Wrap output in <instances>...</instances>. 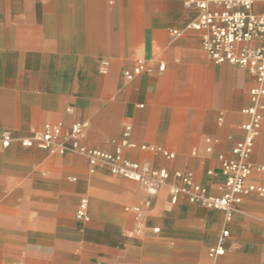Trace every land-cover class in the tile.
<instances>
[{
	"label": "crops",
	"instance_id": "0c3cea01",
	"mask_svg": "<svg viewBox=\"0 0 264 264\" xmlns=\"http://www.w3.org/2000/svg\"><path fill=\"white\" fill-rule=\"evenodd\" d=\"M187 2L0 0V129L25 136L84 121L87 147L120 146L170 173L150 195L102 164L90 173L76 153L0 146V264H264V196H244L230 218L184 195L171 201L176 170L222 192L217 155L243 137L256 86L246 69L207 56L191 28L200 10ZM139 61L147 70L127 79ZM250 161V181L264 187V109ZM82 198L86 221L76 218ZM218 245L223 254L209 256Z\"/></svg>",
	"mask_w": 264,
	"mask_h": 264
},
{
	"label": "built area",
	"instance_id": "2783aa9c",
	"mask_svg": "<svg viewBox=\"0 0 264 264\" xmlns=\"http://www.w3.org/2000/svg\"><path fill=\"white\" fill-rule=\"evenodd\" d=\"M187 3L194 4L200 10L191 28L201 32V47L207 56L214 63H228L246 69L254 76L256 86L249 91L250 105L242 109L247 118L237 125L243 131V137L230 148L229 156L222 153L217 155L219 174L223 178L222 192L211 194L195 180L192 171L176 170L172 175L180 184L170 185L171 201L175 202L179 195H184L190 203L219 210L230 218L244 196H264V187L250 181L255 169L250 156L255 137L260 131L264 109V0H188ZM172 32L178 35L177 30ZM107 68L108 61L101 59L100 73H106ZM159 69H163L162 64ZM146 70L145 64L139 61L133 70L125 72V77L132 79ZM67 110L72 109L68 107ZM218 119L221 121V116ZM85 126L86 123L80 120H74L66 127L62 123H46L41 131H33L25 136H16L10 130L0 129V146L8 147L12 142H18L22 147H38L51 153H76L87 159L90 173L102 164L111 174L141 183L150 195H155L159 187L167 183L170 173L166 169L130 160L123 156L120 146L109 152L84 145L82 135ZM128 130L123 133L122 145H129L126 140ZM206 150L210 152L211 147ZM162 152L168 158L173 157L172 153ZM256 169L264 171V166ZM207 174L215 176L216 172L208 170ZM87 205V199L82 198L76 211L78 220H88ZM135 210L139 211V208L135 207ZM227 235L228 230H223L222 237ZM223 252V247L218 245L209 249L208 255H221Z\"/></svg>",
	"mask_w": 264,
	"mask_h": 264
}]
</instances>
